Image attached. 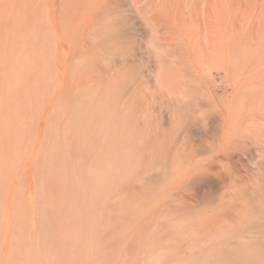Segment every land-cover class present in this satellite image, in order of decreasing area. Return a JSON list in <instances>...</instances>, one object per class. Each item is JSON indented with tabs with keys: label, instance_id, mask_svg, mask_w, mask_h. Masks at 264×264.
<instances>
[{
	"label": "rangeland",
	"instance_id": "rangeland-1",
	"mask_svg": "<svg viewBox=\"0 0 264 264\" xmlns=\"http://www.w3.org/2000/svg\"><path fill=\"white\" fill-rule=\"evenodd\" d=\"M218 1L140 0L141 5L135 7L129 0H0V264H131L129 237L133 214L144 209L158 192L194 189L200 185L203 175L214 181L222 176L229 190L254 186L247 170L257 157V162H263L264 151L248 137L249 140L234 136L225 139L223 146L215 151L216 161H206V156L200 155L196 160L184 162L180 151L175 150L173 143L180 137L184 136L188 142L198 141L204 133L202 129L207 130L214 122L212 108L201 99L207 91L198 75L199 65L191 62L194 68L187 63L192 61L187 58L190 55L185 56L187 59L179 58L188 54L183 46L182 50L187 53L172 51L174 62L166 61L167 77L179 76L177 78L182 81L178 79L181 82L176 86L178 95L168 91L171 93L167 96V89L164 91L163 86L162 90L158 89L151 77L148 80L139 77L141 71L152 67L154 62L146 61L137 49H131L124 36L137 26H143V19L152 11L151 16L160 24L162 41L167 46L170 44L169 49L177 45L172 44L174 41L179 44L180 38L185 41L187 37L188 50L203 46L205 32L213 34L217 25L221 27L220 32L222 27L225 29L221 33L217 30L219 35L226 31L230 34V37L229 34L223 36L224 43L228 42L231 48V43L237 45L242 40L239 38V42H235L238 36L245 35L237 29L243 27L244 30L253 22L264 26L261 18L264 0H254L256 4L253 0ZM213 2L218 4L213 6ZM241 2L243 8L240 9ZM220 3L223 6L217 10ZM233 5L239 6L236 8L239 11ZM213 10L215 13H211ZM232 10L235 12H230ZM99 13L112 14L120 30L116 37L103 33L98 22ZM222 14L223 18H219ZM252 16L254 21L251 22ZM181 26H194L191 30L195 33L189 27L182 30ZM249 27L247 40L255 31H250L253 27ZM208 28L214 30L206 31ZM262 29L258 30L262 34L257 35L262 37L257 41L260 44L264 38ZM218 32L209 36L217 37ZM222 35L219 36L221 41ZM246 37L243 41L247 45H241L243 41L240 45L250 49L252 39L248 44ZM254 37L255 33L251 38L258 40ZM106 40L111 42L113 50L104 45ZM254 46L251 50L246 48L245 52H251ZM234 47L229 53L236 52L238 45ZM135 52L139 55L134 62H120L119 54L125 56ZM240 52L244 51L240 49ZM261 53L260 49L251 56H244L247 64L244 69V58L238 59L241 55L235 57L242 63L234 61V53L230 55L234 61L232 66L227 62L235 74H231V80L238 81L242 93L245 89L251 91L247 93L246 90L243 95H261L262 90L258 93L255 85V89L250 90L253 84L262 85L258 83L264 72V53ZM226 56L229 59L230 56ZM183 59L188 61L183 62ZM255 62L258 67L253 64ZM169 64L174 66L171 68ZM252 64L256 66L254 71ZM214 66L210 77L203 76L209 91L213 94L224 92L226 97H231L234 86L228 84L230 77L219 84L217 81L224 76V71ZM175 67L176 71L179 69L178 74ZM257 69L261 71L255 77ZM173 71L176 73L171 76ZM244 73L254 77L248 79ZM243 81L247 87L242 85ZM263 87L264 83V91ZM183 93L187 99L195 96L197 100L201 95L199 104L182 98ZM170 107L177 110H173L175 117ZM204 121L207 122L205 127ZM241 140L242 147L233 145ZM255 152L261 153L260 158ZM205 166L209 167L207 171ZM217 186L219 184H211L213 188ZM258 187L264 188V182H258Z\"/></svg>",
	"mask_w": 264,
	"mask_h": 264
},
{
	"label": "bare ground",
	"instance_id": "bare-ground-1",
	"mask_svg": "<svg viewBox=\"0 0 264 264\" xmlns=\"http://www.w3.org/2000/svg\"><path fill=\"white\" fill-rule=\"evenodd\" d=\"M211 1L212 0H210V2ZM220 1H222V0H220ZM220 1H218V2H220ZM129 2L131 3V5H133L135 7H138L141 5L140 0H129ZM218 2H216V3L218 4ZM227 2H229V0ZM230 2H232V1H230ZM239 2H240V0H239ZM239 2L237 3L238 5H239ZM250 2H252V1L250 0ZM253 2H254V0H253ZM216 3L213 2L212 5L214 4L213 6H216L217 5ZM229 3H226V4L229 5ZM136 4H137V6H136ZM208 4H210V3H208ZM246 5H249V4H246ZM210 6H211V4H210ZM220 6H223V4L220 3V5L217 7V10H219L218 8ZM233 6H236V5H233ZM241 6L243 8V3H242V5L240 4V7L236 6L235 9L238 7L241 9ZM206 8L209 9L210 7L208 6ZM222 8H221V10H224ZM228 8L231 9L230 7H228ZM261 8H263V7H261ZM238 9H236V10L239 11ZM214 10H213V12L211 11V13H215V11H217V10H215V11ZM233 11L235 12V10H232L230 12H233ZM237 11H236V13H237ZM243 11H244V9H243ZM259 11H258V13L261 12V11L260 12ZM161 12H163V11H161ZM205 13H206V11H205ZM207 13H206V15H207ZM228 13H229V10H228ZM150 14L153 16V11ZM186 14H188V13H186ZM216 14H220V12L217 11ZM226 14H227V12H226ZM230 14H233V13H230ZM241 14H242V12H241ZM151 15L146 14L145 18L144 19L142 18L144 21L143 26H137L134 29V31H131V32L128 31L129 33L124 35L125 37H127L126 42L131 49H133V50L137 49L139 51L141 57H146V61L154 62L151 65L152 67H149V68L141 71V74L139 75V77L144 76V77H146L147 80L150 79L149 77H151V79L154 81L153 84H156L158 86V89L162 86H163L162 88L164 91H166L164 88L167 89V93L165 92L167 94V96H169V93H171V92H174V93H171L172 95H178L175 91L178 90L177 85H180L179 83H181L182 81L180 80V78H177L179 76L175 77V75H173L174 77H167V76H169V75H167L169 73V71H167L169 69V66H166V61H168L170 59L171 61L173 60V62H174V59H171V58H172V56L174 57L175 52L187 51L188 54L184 55V53H182V55H184V57L180 56L181 53H179L180 57L178 55L177 56L179 58H181V57L185 58L186 55L187 56L190 55L187 58L192 59V61L187 60L188 61L187 62L185 60L187 58H185V59H183V62L185 60L187 63H189V62L194 63L195 62L199 65V69H200L199 71L200 72L198 73V71H197L196 73H198V75H200V78H201L202 83L204 85L203 87H205L206 91H207L206 94L203 97H201V99L204 103H206L207 106H210V108H212V109H210V108L209 109L213 110V112H214V116L212 115V117H214V122H213L212 126H210V128L208 125H207L208 127L206 126L208 128L207 130L202 129V132H204V133H203L201 139H199L198 141L188 142L187 139H185V137L182 136V137H180L178 142L173 143L175 148H176L175 150L180 151V153L182 154L184 162L189 161V160H196V158H198V156H200V155H205L206 161H216L217 155L215 156V153L218 152L217 150L219 149V147L223 146L224 140L231 138L232 136H234L235 138L237 137V138H241V139H243V137H246V138L248 137V138H250V140H254L256 142L255 144L258 145V147L261 145L259 147L260 148L259 150L264 151V97H262V96H264V93L262 94V92H264L262 89V85L264 82L263 83L260 82L261 79H262L261 81H264V79H263L264 72H262L263 75L260 76V78H259L260 80L258 82V83H260V85L262 84L261 87L257 84H253V86L250 87V90H253L256 88V91H258V93L260 90H262V92L260 91L261 93H259V95L260 94L261 95L258 96L257 94L254 93L255 94L254 95L252 93L253 96H251L250 94L245 93V95H246V97H245V95H243L244 92H246V90H247V93H250L251 91L248 92V89H245L242 93L240 86L238 87V85H237V84H239V83H237L238 81H236L235 79L231 80L230 76H231V74L233 75L234 72H233V69L231 67H229V65L227 63V62H230L229 64H231L234 61L237 63L238 60H236L237 56L235 57V55H238V53L240 52V49H241V51L243 50L245 52L246 48L248 50H251L252 46H254V45L255 46L253 47V49L258 48L259 46H257V44L261 40V39L259 40V38H262L261 36L257 37V35L262 34V32L260 33V32H258V30H260L261 27H263L262 30H264V26H261V24H258L259 22L258 23L255 22L256 24L260 25L259 29H258V27L255 26L254 22H253L254 25L252 23H249L251 25L247 24L248 26L253 27V28H251L252 30L249 27L250 31H253V29H255L254 32H251V34H252L251 36H253V33H255V37L258 39L256 41H254L253 38H251V36L249 38L250 40H247L249 37V36L246 37V34H248V33H246L248 26L246 27V29L244 28V30H242L243 27L241 29L240 28L237 29L239 32H242V31L244 32L246 30L244 33L242 32V36H243V34H245L243 37L244 38L246 37V41H248V44H250L251 39H252V43L249 46V47H251L250 49L248 48V46L245 47L247 45V43L245 44V42L243 41V37H239V36L236 38L235 42H239V38H240V40L242 39L241 41H243V43L240 41L239 44H237V45L239 47V45L241 43H242L241 45L245 44V46L243 47L245 49H243L241 45H240L241 48L240 47L238 48L237 45H235V43H231V45L232 44L233 45L230 48L228 46L229 45L228 42H227L228 45L225 44L226 42L224 43V41H225L224 39H226V38L223 36V35L226 36V34H229V33H227V31H226V32H224L223 35L222 34L219 35L221 27L218 25H217V27H216V25L214 26V27H216L215 28L216 31L219 30V32L217 31L218 32V35H217L218 39H217V37L212 36L213 34H216L217 32L214 29L208 28V29H206V31H208V30L213 31L214 30V32H213V34H212V32H210V33L205 32L204 37H203L204 45L200 46V47H195L194 49L192 48L191 50H188L186 45L189 44L187 42H190V41H189V38L187 37L186 33H183L184 36L186 35V37H187L186 40L184 41L182 38H180L179 44L177 43L178 41L176 43H174L175 41L174 42L172 41L173 42L172 44H174V45L177 44V45L175 46V48L173 45H171L173 48L169 49L170 44L168 42L170 39L166 38V39H169L168 42L166 40V43L169 44L168 45L169 47H168L167 44H165L162 41L163 40L161 38L162 35H160V33H159L158 28H159L160 24L158 25V23L156 22V19L154 17H152ZM213 15H212V17H213ZM223 15L224 14H222V17H220V15H218V17L223 18ZM228 15H226V16L229 17ZM263 15H264V12H263ZM161 16H163V15H161ZM199 16H201V14ZM238 16H241V15H238ZM244 16H242V18ZM257 16H262V15H257ZM99 17L100 18H99L98 22H99V25L101 27H103L102 28L103 33H107L105 35L108 36L109 34H111V35H114L116 37L118 35V32L120 33V30L117 29L116 22H115L114 17L112 16L111 13H101V14L99 13ZM111 17H113V18L109 21V19ZM141 17L142 16L140 15V18ZM204 17H205V15H204ZM215 18L217 19L216 22L218 23V18L216 16H215ZM230 18H231V15H230ZM230 18H228V20ZM233 18H231V19H233ZM261 18H262V22H263L264 16H262ZM224 19H225V16H224ZM252 19H253V16L251 18V22H252ZM183 20H185V19H183ZM258 20H259V18H258ZM237 21H238V18H237ZM247 21H243V22H247ZM253 21H254V19H253ZM255 21H257V20H255ZM166 22H168V21L166 20ZM228 22L229 21H227V23ZM170 24L174 25V22H172V23L170 22ZM186 24L187 23H185V25ZM230 24H231V22H230ZM190 25L192 26L193 24L191 23ZM225 25L223 24L224 27H225ZM221 26H222V24H221ZM181 27H183L182 30H185L184 28H186L184 26H181ZM228 27H229V25H228ZM256 27L258 30L256 29ZM189 28H190L189 30L192 31L191 30L192 28L191 27H189ZM222 30L225 31V29L223 27H222ZM222 30H221V32H222ZM237 30H234V32L238 33ZM256 30H257V32H256ZM165 31H167V30H165ZM250 31L248 30V32H250ZM194 33H195V31H194ZM196 33H197V31H196ZM209 34H212L211 35L212 38L209 36ZM221 35L224 37V38H222V41L219 38V36H221ZM164 36L166 37V35H164ZM191 36H193V35H191ZM171 37H173V36H171ZM228 37H230V34ZM232 37H233V35H232ZM234 37H235V35H234ZM187 39H188V41H187ZM257 41H259V42H257ZM263 41H264V38L261 41L262 45L259 43L260 47L262 46L261 48L259 47L256 50L252 49L251 52H247L248 54L245 52L246 54H244V55H242V53H244V52H240L241 54L239 53L238 56H240V55L241 56L238 59L242 60L244 58L243 63H242V61H240L244 66V67H242L243 69L246 68V65H247L245 63V60H246L245 57H247L248 55L251 56L252 52H256L257 50H260V49L262 50V53H264L263 52L264 43H262ZM255 42H257V44ZM192 43H194V42H192ZM253 43H254V45H253ZM104 45L107 48H112L111 42L109 40H106ZM179 45H181V46L179 47ZM224 45L225 46L227 45L226 47L230 48L229 52H231V49L233 46H235L234 48L237 47L238 49L237 48L235 49V51L237 53L236 52H232L234 54L229 53L228 51L225 50ZM182 46L185 49V51H183L184 49L182 50ZM190 46L191 45H189V47ZM196 46H198V44ZM114 48H116V47H114ZM112 50H113V48H112ZM172 51H174V53ZM232 51H233V49H232ZM130 52H132V51H130ZM187 52H185V53H187ZM139 53L135 52V53H131V54H128L125 56H124V54H119V53L118 54L121 57V58H119L120 62H134L135 59H137V56L139 55ZM171 53H173V54H171ZM226 54H228L229 56L231 54L234 55L233 59H235V60L233 61L231 59V56L230 57L228 56L229 57V59H228ZM257 54H258V52H257ZM250 56H249V58H250ZM178 57H176V58L178 59ZM262 57H264V55ZM119 59H117L118 62H119ZM177 59H175L176 62H177ZM193 63H191V64L193 65ZM244 63H245V65H244ZM213 64H215V66L218 65V68H221L222 71H224V76L223 77L221 76V78L218 79V81H217V82H219V84L227 82L226 81L227 78L230 77L228 84H231L234 86V92H233V94L231 93V97H226L224 92L221 94H213L209 91V85H208L207 81L203 79V76H205V77L209 76L210 77V75H211L210 70H212ZM232 64H231V66H232ZM253 64H255L258 67V64H256V62ZM253 64L251 65L253 70L249 67L250 70H252V71H254V68H256V66ZM169 65L171 67V64H169ZM192 65H190V66H192ZM237 65L238 64H236V67H237ZM261 65H260V67L263 69L264 64H263V67ZM193 67H194V65H193ZM193 67H191V68H193ZM184 68H185V66H184ZM233 68H235L234 65H233ZM174 69L176 71V67ZM243 69H242V71L244 72ZM260 69H257L258 72H256L255 77H256V75L259 74ZM178 70L176 71L177 74H178ZM196 70H198V69L196 68ZM188 71H191V70L188 69ZM238 71L240 72L239 69H238ZM252 71H251V73H252ZM176 72L173 71L170 75L172 76V74L173 73L175 74ZM182 72H183V70L181 71V73ZM194 72H195V70H194ZM247 72H249V70ZM246 73H244L245 77H248V75L251 74L250 72H249L250 74H246ZM236 74H237V72H236ZM239 74H238V80L240 79ZM182 76H184V75H182ZM233 76H235V74ZM251 76H253V75H251ZM251 76L248 77V79H251ZM186 77H188V76H186ZM130 78H132V77H130ZM137 78H138V75H137ZM184 79H185V77H184ZM184 79H183V81H184ZM187 80L190 81V77ZM243 80H245V78ZM246 80H247V78H246ZM257 80H258V77L255 80V82ZM245 81H243L242 85L247 87L248 85L245 83L248 82L249 80L246 82ZM252 83H253V81H252ZM219 84H218V88H220ZM254 85H255V88H254ZM256 86H258V88H260V89L257 90L258 88ZM172 87H174V88H172ZM181 87H183V86H181ZM162 88H160V89L162 90ZM244 88H242V89H244ZM123 89H125V88H123ZM170 89H172L173 91ZM168 91H171V92H168ZM171 94H170V96H171ZM181 95L182 94H180L179 97ZM127 96H125V97H127ZM136 96H137V94H136ZM183 96H184V93L182 95V98L186 97V99H187V96H184V97ZM191 96H192V94H191ZM200 96L201 95H198L197 100L194 99L195 96L193 99H192V97L190 98V96H189V98L192 99L196 105V102H197V104H199L198 100H199ZM190 99H187V100H190ZM125 110H127V109H125ZM173 110H175V109L171 108V115H173V112H174ZM176 111L177 110H175V112ZM181 112H184V111H181ZM168 113H170V112H168ZM207 113H210V112H207ZM178 114L180 115L179 111H178ZM178 114L176 113V115H178ZM203 114L205 115V113H203ZM171 115H170V117H171ZM167 116H168V114H167ZM174 117H172V118H174ZM204 118H205V116H204ZM171 122H173L172 119H171ZM206 123L207 122H205V124H203L204 127H205ZM121 126H123V125H121ZM128 135L129 134H127V136ZM163 138L165 139V136ZM170 142H172V141H170ZM250 142H251V144L254 143L253 141H250ZM164 143H165V141H164ZM241 143H243L242 140L238 141V143H236V144H233V143L232 144L235 145L236 147L237 146L242 147ZM163 146H165V145L163 144ZM262 147H263V149H262ZM164 152H165V150H164ZM261 153L263 154V152H261ZM255 154H258L259 158H260L259 153L255 152ZM257 156H255V157H257ZM262 156H264V155H262ZM257 158L254 159L255 161H253L254 162L253 166L249 167L247 170V174L251 177L252 181L254 182L253 183L254 186H252L251 188L229 190L226 188L225 179L222 176H218L216 178L217 180L214 181L209 176L203 175L202 179H200V182H199L200 185L194 189H191L188 191L168 189V190L158 192L156 195L151 197L147 206L144 209H142L141 211L133 214V217H132L131 234L129 237L130 238L129 239L130 240L129 245H130V248L132 251V253H131V264H264V188L258 187V182H264V157H263V162H259V161L257 162V160H258ZM208 169H209V167L205 166V170L207 171ZM188 173H190V172H187L186 174H188ZM215 183L219 184V186H217L216 188L211 187V184H215ZM100 264H102V263H100Z\"/></svg>",
	"mask_w": 264,
	"mask_h": 264
}]
</instances>
